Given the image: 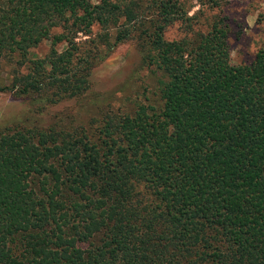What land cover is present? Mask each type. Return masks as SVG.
<instances>
[{
    "label": "trees",
    "instance_id": "trees-1",
    "mask_svg": "<svg viewBox=\"0 0 264 264\" xmlns=\"http://www.w3.org/2000/svg\"><path fill=\"white\" fill-rule=\"evenodd\" d=\"M191 1L0 0V93L36 113L129 40L162 76L156 107L0 126V264H264V48L233 65Z\"/></svg>",
    "mask_w": 264,
    "mask_h": 264
},
{
    "label": "rangeland",
    "instance_id": "rangeland-1",
    "mask_svg": "<svg viewBox=\"0 0 264 264\" xmlns=\"http://www.w3.org/2000/svg\"><path fill=\"white\" fill-rule=\"evenodd\" d=\"M197 15L202 28L215 16L223 17L229 27L230 62L233 65L249 64L257 51L264 48V0H227L219 6H211L206 0H192L188 15ZM176 28L166 33L169 40L177 39ZM48 44L34 49L41 56ZM143 52L134 40L116 47L93 70L90 89L81 97L64 100L48 106L40 113L34 112L28 99L17 98L10 93H0V126L12 118L42 119L46 124H88L100 118L106 111L132 112L138 106H154L160 102L161 74L143 62Z\"/></svg>",
    "mask_w": 264,
    "mask_h": 264
}]
</instances>
